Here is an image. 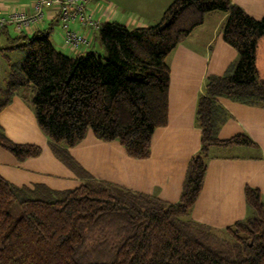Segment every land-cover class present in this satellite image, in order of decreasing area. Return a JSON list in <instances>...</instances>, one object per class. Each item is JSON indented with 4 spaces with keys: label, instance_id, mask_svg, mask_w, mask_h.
<instances>
[{
    "label": "trees",
    "instance_id": "trees-1",
    "mask_svg": "<svg viewBox=\"0 0 264 264\" xmlns=\"http://www.w3.org/2000/svg\"><path fill=\"white\" fill-rule=\"evenodd\" d=\"M214 11L227 15L222 38L237 57L222 75L206 77L197 99L200 148L189 160L179 200L166 203L92 178L68 149L91 131L100 141H118L129 157H148L154 130L168 122L167 57ZM261 38L264 16L253 18L230 0H172L158 21L142 27L103 22L96 40L104 56L93 50L68 56L48 30L18 36L24 55L5 58L0 111L19 95L56 158L84 181L54 191L16 186L0 175V264H264L258 189L245 187L248 216L224 228L233 243L211 244L212 229L188 217L210 147L253 144L244 135L218 138L225 116L216 98L264 107V77L256 66ZM0 146L20 161L41 153L38 145L10 140L1 126Z\"/></svg>",
    "mask_w": 264,
    "mask_h": 264
},
{
    "label": "crops",
    "instance_id": "crops-1",
    "mask_svg": "<svg viewBox=\"0 0 264 264\" xmlns=\"http://www.w3.org/2000/svg\"><path fill=\"white\" fill-rule=\"evenodd\" d=\"M142 1L150 10L158 11L156 16H146V12L120 5L118 0H86L85 8L100 24L117 21L135 28L153 24L147 21L149 19L158 21L172 0ZM230 1L253 18L264 16V0ZM33 2L0 0V12L4 15L14 11L31 12ZM226 16L219 11L207 13L203 23L168 55V122L154 130L149 156L142 159L129 157L118 141H100L89 131L81 143L68 149L86 173L102 182L114 183L166 203L179 200L189 160L200 148L202 129L196 121L197 99L203 94L206 77L222 75L237 57L236 50L222 38L221 28ZM10 25L15 35H10ZM70 28L86 34L90 38L89 46L74 50L64 44L63 31L53 9H47L44 17L34 25L17 30L13 24H8L0 27V34L5 35L10 44L5 47L8 52L17 49L18 36L34 35L39 30H48L54 47L68 56L100 49L96 40L99 30L85 28L76 20ZM256 66L264 77V38L258 42ZM216 99L225 116L218 129V138L225 140L244 135L253 142L249 146H212L209 149L202 187L188 217L212 230H221L248 216L246 186L258 189L264 199V107L225 97ZM0 126L13 142L41 147L39 156L20 161L0 146V175L6 181L16 186L43 185L54 191L73 189L82 184L84 179L53 154L32 109L19 95L13 96L0 111Z\"/></svg>",
    "mask_w": 264,
    "mask_h": 264
},
{
    "label": "built area",
    "instance_id": "built-area-1",
    "mask_svg": "<svg viewBox=\"0 0 264 264\" xmlns=\"http://www.w3.org/2000/svg\"><path fill=\"white\" fill-rule=\"evenodd\" d=\"M85 2L86 0H34L31 12L14 11L7 15L0 12V27L13 24L17 30H22L38 23L47 9H53L63 31L64 44L74 50L83 49L89 46L90 38L71 29L70 24L76 20L91 30L97 31L101 27V24L86 11Z\"/></svg>",
    "mask_w": 264,
    "mask_h": 264
},
{
    "label": "rangeland",
    "instance_id": "rangeland-1",
    "mask_svg": "<svg viewBox=\"0 0 264 264\" xmlns=\"http://www.w3.org/2000/svg\"><path fill=\"white\" fill-rule=\"evenodd\" d=\"M120 5L122 3L123 6H128V7H135L139 10H142L144 12H146V16H151V15H154L156 16V13H158V11H155L154 9L150 10L148 7L149 5H147V3H143L142 0H118ZM148 1V0H147ZM157 7H161L160 5H156ZM156 6H152V7H156ZM149 21L150 23H154L156 22L157 20L156 19H149L147 20ZM10 31H11V36L12 35H15V33L13 32V27L10 25ZM56 31H58L56 29ZM98 46H100V49H98V54L101 55V56H104L105 55V52L102 48V46L99 44V42H97ZM7 42H6V37L5 35L3 34H0V85H3V82H4V78H5V75H6V62H5V58L4 56L2 55H6L8 57L11 58V60L13 61H20L21 58L23 57L24 55V51L22 50V48H17V49H14L13 51H10L8 52L7 49H5L6 47ZM10 46V44L8 45V47ZM208 239L209 241L211 242V244H214L215 246L216 245H225V244H230V243H233L234 240L233 238L228 235V233L224 230V229H221V230H211L210 232V235L208 236Z\"/></svg>",
    "mask_w": 264,
    "mask_h": 264
}]
</instances>
